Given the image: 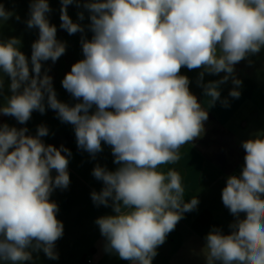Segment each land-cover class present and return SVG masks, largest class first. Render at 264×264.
<instances>
[{
	"label": "clouds",
	"instance_id": "1",
	"mask_svg": "<svg viewBox=\"0 0 264 264\" xmlns=\"http://www.w3.org/2000/svg\"><path fill=\"white\" fill-rule=\"evenodd\" d=\"M70 5L78 9L75 22ZM51 11L49 0H30L25 24L38 30L30 58L19 37L0 34V115L25 125L34 111L51 109L73 126L77 147L92 159L103 151L102 142L109 145L118 167L97 163L91 174L103 187L90 194L95 206L112 210L95 220L104 251L130 264H152L185 213L199 204L195 195L185 201L184 179L174 165L182 146L204 133L208 111L181 69H201L196 82L210 105L230 106L220 90L229 80L228 96L239 99L235 65L251 64L248 58L264 49V0H60L59 28L81 34L83 59L61 81L74 104L58 99L45 67L67 49L48 18ZM13 17L20 20L0 3V26ZM28 133L0 123V264H26L41 251L59 258L55 247L64 224L50 197L69 187L72 153L44 142L50 134L45 124ZM241 147L244 164L226 178L221 197L234 220L228 234L216 226L206 234L205 264H264V133Z\"/></svg>",
	"mask_w": 264,
	"mask_h": 264
},
{
	"label": "rangeland",
	"instance_id": "2",
	"mask_svg": "<svg viewBox=\"0 0 264 264\" xmlns=\"http://www.w3.org/2000/svg\"><path fill=\"white\" fill-rule=\"evenodd\" d=\"M6 9L14 10L19 15L20 20L15 17L9 19L0 26V34L4 38L19 37L22 41L21 51L30 58L31 44L38 38L37 29H28L25 21L29 15L30 0H0ZM52 11L48 18L52 24L57 26V38L67 43V49L58 61L53 64L50 60L45 62V67H50L49 74L53 77V86L57 92L59 100L74 104L71 95L62 87L61 81L66 73L70 72L71 66L80 59H83L80 45V33L69 35L65 30L59 28L60 21V0H49ZM78 9L70 5L68 13L75 22L77 20ZM86 18L82 22L89 23ZM92 33L87 32V37L91 39ZM252 61L243 60L235 65V74L242 80L240 87L241 96L235 99V104L224 107L220 102L210 105L208 98L204 96L203 90L197 85V77L201 69L188 70L186 67L181 69V74L190 78V90L195 94L202 106L208 110V115L214 116L223 114L234 108V116L224 128L225 133L216 124V120L208 116L204 122V133L202 136L190 142L192 148L209 152L215 145L222 144L235 151L228 152L227 165L230 167L238 155L244 152L241 142L258 133H264V49L260 53L248 58ZM205 75V82L217 80L223 76ZM233 87L231 81L221 85V97L228 94ZM5 95H7V83L5 85ZM233 99L230 97V100ZM4 102L0 96V104ZM213 112V113H212ZM0 123H7L9 126L17 128L27 127L30 135H35L37 126L45 124L49 129V135L42 139L46 144L54 145L59 148L64 145L72 155L69 158L68 171L70 175V185L67 189H55L50 199L59 206L57 218L64 224V234L56 241L55 250L59 255L57 260L48 259L41 251L33 253V261L26 264H130L129 261L120 259L115 254H108L104 251V237L101 236L99 227L95 224L96 218L112 214L111 208L104 206L97 207L91 200V192L99 191L103 187L101 181L92 176V169L99 163L106 166L109 170H115L118 165L114 163L111 147L103 144V151L92 159L86 151L79 149L73 126L62 123L56 113L47 109L44 114L37 111L32 113L31 119L25 124H19L14 117L0 115ZM189 144V143H187ZM233 149V150H234ZM213 152V151H212ZM55 175V172H53ZM230 175H219L214 184L207 188V183H202L198 192L188 195L185 192V201L190 200L194 195L198 197L199 204L197 209L185 213L157 251V259H153L152 264H205V259L201 254V249L205 244V236L213 226L222 228L225 234L229 233L228 225L234 220L229 210L222 203V189L226 185V178ZM243 216V214H242Z\"/></svg>",
	"mask_w": 264,
	"mask_h": 264
},
{
	"label": "crops",
	"instance_id": "3",
	"mask_svg": "<svg viewBox=\"0 0 264 264\" xmlns=\"http://www.w3.org/2000/svg\"><path fill=\"white\" fill-rule=\"evenodd\" d=\"M224 98L229 99L230 105L235 104L236 106L234 108L236 110L238 102L235 101V99L230 100L228 94H224ZM234 108L225 112L224 116L223 114H216L215 117L210 114L208 116L214 118L216 124L225 133L226 130L224 128L234 116ZM233 149H230V147L226 145L224 146L222 142H220V144L215 145L205 154L201 150L192 148L190 142L182 146L180 149L181 159L174 167L181 172L185 183V192L188 195H193L195 192H198L202 183H207V188H210L219 175H238L244 164L245 151L239 154L237 160L229 167L226 157L229 155V151H235V149ZM155 258L157 259V256Z\"/></svg>",
	"mask_w": 264,
	"mask_h": 264
},
{
	"label": "flooded vegetation",
	"instance_id": "4",
	"mask_svg": "<svg viewBox=\"0 0 264 264\" xmlns=\"http://www.w3.org/2000/svg\"><path fill=\"white\" fill-rule=\"evenodd\" d=\"M88 263H89V260L86 261V264H88ZM80 264H81V263H80ZM166 264H168V261H166Z\"/></svg>",
	"mask_w": 264,
	"mask_h": 264
}]
</instances>
